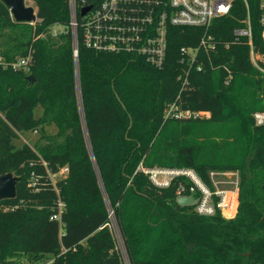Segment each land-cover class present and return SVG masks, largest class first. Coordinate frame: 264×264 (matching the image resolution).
Returning a JSON list of instances; mask_svg holds the SVG:
<instances>
[{"label": "trees", "instance_id": "16d2710c", "mask_svg": "<svg viewBox=\"0 0 264 264\" xmlns=\"http://www.w3.org/2000/svg\"><path fill=\"white\" fill-rule=\"evenodd\" d=\"M32 1L34 24L16 22L0 0V175L18 177L16 197L0 202L10 205L0 208V264H264V125L254 118L264 73L233 33L249 12L264 55L260 0H235L207 30L170 27L162 69L81 39L76 68L69 1ZM206 33L216 50L182 62L181 49ZM29 52V71L15 69ZM172 104L210 116L168 118ZM32 134L34 145L22 141ZM152 168L191 169L211 188V172L240 171L236 216L179 206L177 182L155 186L144 173ZM59 203L61 221L52 219Z\"/></svg>", "mask_w": 264, "mask_h": 264}, {"label": "built area", "instance_id": "2783aa9c", "mask_svg": "<svg viewBox=\"0 0 264 264\" xmlns=\"http://www.w3.org/2000/svg\"><path fill=\"white\" fill-rule=\"evenodd\" d=\"M70 30L73 42V56L78 65L79 42L96 52L129 53L144 58L152 66L162 69L167 60L170 27L208 29L215 19L228 16L235 0H68ZM246 5L248 0H243ZM90 8L86 14L83 11ZM260 23L264 29V0H260ZM37 21H39L37 19ZM33 22L32 24L36 23ZM244 26L234 30L237 41L247 40L251 47V58L264 57L254 51L253 30L250 15L243 22ZM62 33L60 28L53 29V35ZM264 40V30L262 33ZM201 50L207 54L216 50L212 35H204L198 47H183L182 62L193 65L199 58ZM32 52L20 57L13 64L15 69L29 71L33 60ZM264 73V66L255 62ZM198 70L202 66H197ZM231 76L225 81L230 84ZM205 111L194 112L180 110L172 104L166 110V117L174 118H207ZM257 125H264V112L255 114ZM68 171L64 168L60 174ZM154 185L159 188H170L177 182L176 194L179 197H194L195 211L200 216L211 217L217 211L224 218L232 219L237 214V196L240 181L231 182V186L221 188L215 178L220 174L213 171L209 174L213 188L208 186L200 176L191 169L152 168L144 169ZM55 176V175H54ZM52 176V180L53 177ZM54 182V181H53ZM198 195V196H196ZM63 203L58 205V213L52 219L61 221ZM63 225V224H62Z\"/></svg>", "mask_w": 264, "mask_h": 264}, {"label": "water", "instance_id": "95a60500", "mask_svg": "<svg viewBox=\"0 0 264 264\" xmlns=\"http://www.w3.org/2000/svg\"><path fill=\"white\" fill-rule=\"evenodd\" d=\"M9 8L10 13L14 20L19 23H33L37 21L38 16L34 7L27 6L25 0H2ZM90 8L83 11V15ZM29 79L34 81V77L30 76ZM18 177L12 173L0 175V202L4 200L14 199L17 195ZM179 206L188 207L194 204V197H179L177 199Z\"/></svg>", "mask_w": 264, "mask_h": 264}, {"label": "rangeland", "instance_id": "374dc122", "mask_svg": "<svg viewBox=\"0 0 264 264\" xmlns=\"http://www.w3.org/2000/svg\"><path fill=\"white\" fill-rule=\"evenodd\" d=\"M25 1H26V5L27 6L34 7L35 11L37 12V7H36L37 5H35V3L32 0H25ZM252 61H255L256 63L257 62H262L264 64V57L255 58ZM34 134L25 136L24 139H22V141H26L29 144L34 145L33 141L36 139V135H34ZM217 172H219L220 174L215 178V180L219 183V186L221 188L229 187L232 184L231 182H234L237 179H239V181H240V179H241L240 178V171H238V170H228V171L227 170H220V171H217ZM61 176H62V174L55 175L53 177V181H54L55 184L57 182V179L59 177H61ZM0 208H2L3 210H7L8 208H10V205L9 204H2ZM111 226H112L113 232L115 233V237H116V240H117L118 248L121 251H123V245H122V240H121V237H120V233H119V231L117 229V225H116V222H115L113 217H112V225ZM17 264H29V262L26 261V260H21ZM40 264H52L51 257L47 258L46 260H44Z\"/></svg>", "mask_w": 264, "mask_h": 264}, {"label": "crops", "instance_id": "0c3cea01", "mask_svg": "<svg viewBox=\"0 0 264 264\" xmlns=\"http://www.w3.org/2000/svg\"><path fill=\"white\" fill-rule=\"evenodd\" d=\"M51 261H52V259H51Z\"/></svg>", "mask_w": 264, "mask_h": 264}]
</instances>
